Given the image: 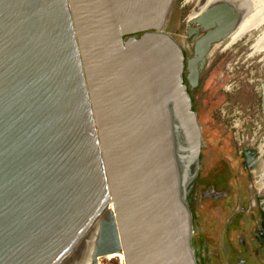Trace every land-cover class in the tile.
<instances>
[{
	"label": "water",
	"instance_id": "water-1",
	"mask_svg": "<svg viewBox=\"0 0 264 264\" xmlns=\"http://www.w3.org/2000/svg\"><path fill=\"white\" fill-rule=\"evenodd\" d=\"M174 1L0 0V264H197L202 128ZM229 10L195 19L226 29L203 44Z\"/></svg>",
	"mask_w": 264,
	"mask_h": 264
},
{
	"label": "rangeland",
	"instance_id": "rangeland-1",
	"mask_svg": "<svg viewBox=\"0 0 264 264\" xmlns=\"http://www.w3.org/2000/svg\"><path fill=\"white\" fill-rule=\"evenodd\" d=\"M199 4L200 0H175L171 8L164 32L172 36L182 49L186 47L188 41L187 31L195 17V10L200 6ZM258 23L251 32L245 35L235 34L231 37L229 36L230 38L227 37L228 39L222 40L217 44V51L208 59L205 72L213 63H216L215 66L217 67L208 78L204 87L200 91L195 92V96L198 97L196 108L200 115V123L206 126L203 130L202 150L204 151H202L201 156L204 155L203 162L208 165L204 173L207 186L214 185L216 181L222 178L225 179L224 181H227L226 188H228L229 183H242L240 182V177L229 169L230 165H232L236 172L239 171L240 165L237 168L234 166H238V163L234 160V154L223 150L222 153L224 154L222 155L227 158L230 164L226 166L224 162L218 163L217 157H219V152H221L218 144L221 141L226 142L228 140L227 135L232 134L233 138L230 136V140L233 139L241 149L243 146L253 149L257 152L258 157L264 160V112L260 106L261 99L263 98L262 85L264 83V17ZM198 53L199 56L190 63L191 79H193V72L195 70L193 63H196L197 66L201 61V58H199L201 57V53ZM222 67H225V69ZM221 71H224L226 74L224 81L226 83L223 90L230 94L229 99L226 100L224 98L226 104H224L225 101L220 102L224 95L221 92L220 86H217L215 83L219 79ZM217 99H219L218 102H216ZM218 109L221 110L222 119L214 115V111ZM227 124L230 128L227 127ZM206 154H208V157L211 156L213 164H209V158L207 163ZM236 177L238 178L236 179ZM235 193L233 194L234 196H230L233 200L236 199ZM190 195L192 201L198 204V193L191 192ZM224 206L226 208L224 211L225 215L227 213L231 215L235 212L233 211L234 206L231 208L226 204ZM206 208L209 212L206 213L208 217L203 222L200 219L201 226L198 224L199 228L192 221L190 236L192 249L197 257V261L208 256L202 251V248L197 249L200 244L197 245L196 243L194 245L200 232H204L205 244L207 251H210L212 260L214 259L213 254L217 252L216 247L220 243L221 228H218L217 225V227L215 226L213 214H210V212L214 213L216 207L207 204ZM239 222V220H236L234 227L229 226L227 228L225 236H228V238L226 239H231L236 237V234L242 233V230L240 231V228H238ZM244 235L248 237V230L244 231ZM213 263L218 264L215 262V259ZM100 264H125V261L121 257L107 256L100 259Z\"/></svg>",
	"mask_w": 264,
	"mask_h": 264
},
{
	"label": "flooded vegetation",
	"instance_id": "flooded-vegetation-1",
	"mask_svg": "<svg viewBox=\"0 0 264 264\" xmlns=\"http://www.w3.org/2000/svg\"><path fill=\"white\" fill-rule=\"evenodd\" d=\"M214 2H217V0H208L203 5H200L198 11H196L195 14L196 17H194V19L192 20L190 27L187 31L188 41L186 47L185 49H182L185 57L183 79L192 100V109L197 113L199 123L201 122L200 115L197 112V108H196L198 97L195 96V92L200 91L204 87L205 83L208 81V78L211 76L214 69L217 67L215 66L216 63L215 64L213 63L212 66H210L208 70L205 72L209 61L208 59L215 51H217L216 48L217 44L220 43L222 40L228 39V38H223L218 42L203 44L205 37H207V35H209L210 33L214 31H216L217 34H219V32L225 33L226 29L220 30L217 27L202 29L199 23H194L195 19L200 14L205 13L206 10L212 4H214ZM227 5L230 6V9L234 8L235 11H238V13L236 12L232 13L233 17L237 18V16H239L240 14L244 15V13H246L244 20L239 24L240 27L238 29L235 28V30L231 31L229 36L231 37L232 35L235 34L245 35L251 32L252 27L251 25H248L247 22L250 20L254 10L250 15H248V7L246 2H244L243 0H235L233 4L229 3ZM142 35L143 34H138L135 35V37L140 38ZM198 52L201 53V57H199L201 58V61L198 63L197 66L196 63H193V67L195 70L193 72V79H191L190 63L193 59L199 56ZM222 68L225 69V67ZM224 71H221L219 73V79H217V81L215 82L217 86L218 85L220 86L222 90L221 92L224 95L223 98H221L220 102L225 101L224 98L226 100L230 98L229 97L230 94L224 92L223 90L224 84L226 83L224 82L226 77ZM263 94H264V90H263ZM218 101L219 99L216 100V102ZM224 104H226V101L224 102ZM262 104H263V98L261 99V105H260L261 109L263 110ZM214 113H215L214 115H216L217 118L222 119V113L220 109L214 111ZM227 127L230 128L228 124ZM201 128H202V139H203V130L204 128H206V126L201 125ZM230 136H232V134L226 136L228 139L226 140V142L221 141L218 144L219 149L221 150V152H219L220 154L219 157H217L218 163L224 162L226 163V166L230 164L227 158L223 157L222 155L224 154L222 153L223 150L227 152L230 151L229 153L234 154V160L238 163V166L237 165L234 166H236L237 168L240 165L239 171L236 172L232 167V165H230L229 169L231 171H234L240 177V182L242 183L241 184L240 183L238 184L236 182L233 184L229 183L228 188H226L227 181H224L225 179L222 178L221 180L216 181L214 185L207 186V183L205 182L204 179L205 178L204 173L206 172L205 171L207 168L206 166L208 165L204 164L203 162L204 155L201 156V154L202 151L204 150H202L201 147L197 177L195 178L196 180L191 184L189 189V194L187 196L188 205L190 207V211L192 215V221H194L195 225L198 226V224L201 223L200 219L203 222V220L206 219V217H208V215L206 214L209 213L208 209L206 208L207 204H211L215 206L216 209L214 210V213L210 212V214L211 213L213 214L215 226L217 225L218 228H221L220 243H218L216 247L217 252L213 254L215 262L218 264H264V160L260 159L257 155V152H255V150L253 149H249L246 146H243L241 149L240 146L236 144L232 139L233 136L231 138L232 140H230ZM202 144H203V140H202ZM208 154H206L207 163L209 158V164H211L212 163L211 156L208 157ZM237 178L238 177H236V179ZM191 192L198 193V204H195L192 201L190 195ZM234 193L236 194L235 200L230 198V196H234L233 195ZM225 204L230 208L234 206L233 211L235 212L232 213L231 215H229L228 213L225 215L224 214V211L226 209L224 206ZM236 220L240 221L238 228H240V231L242 230V233L241 234L239 233L240 236L239 234H236V237H233L231 239H226L228 238V236H225L227 228L229 226L234 227L236 224ZM197 228H199V226ZM245 230H248V234H249L248 237L247 235H244ZM198 235L199 237L197 238L194 245H196V243L197 245L200 244V246H198L197 249L202 248V251L208 256L207 258L204 257L203 259L200 260L198 259V261H197V257L195 256L197 264H210V263L214 264L213 263L214 259L212 260L210 257L211 255L210 251H207L204 232H200Z\"/></svg>",
	"mask_w": 264,
	"mask_h": 264
},
{
	"label": "bare ground",
	"instance_id": "bare-ground-1",
	"mask_svg": "<svg viewBox=\"0 0 264 264\" xmlns=\"http://www.w3.org/2000/svg\"><path fill=\"white\" fill-rule=\"evenodd\" d=\"M202 1H203V4H204L208 0H202ZM243 1L246 2V4H247L248 15H250L253 12V10H254L250 20L247 22L248 25H251V27L253 29L259 24L258 22L261 21L262 18L264 17V0H243ZM234 2H235V0H228V1H226V0H217V2H214V4H212L211 6H214V5L220 4V3L233 4ZM199 7H198V9H199ZM198 9H197V11H198ZM234 12L238 13V11H235L234 8L230 10L231 15ZM245 16H246V13H244V15L240 14L239 16H237L238 17V23H237L236 29H238L240 27L239 24L244 20ZM214 27H216V26H214ZM228 36H226L225 38H227ZM112 208L113 207L111 206L109 209L112 210ZM111 257H113V256H111ZM120 257L122 258V256H120Z\"/></svg>",
	"mask_w": 264,
	"mask_h": 264
},
{
	"label": "trees",
	"instance_id": "trees-1",
	"mask_svg": "<svg viewBox=\"0 0 264 264\" xmlns=\"http://www.w3.org/2000/svg\"><path fill=\"white\" fill-rule=\"evenodd\" d=\"M136 35H138V34H136ZM135 36V35H134ZM127 37H125L124 39H126Z\"/></svg>",
	"mask_w": 264,
	"mask_h": 264
}]
</instances>
